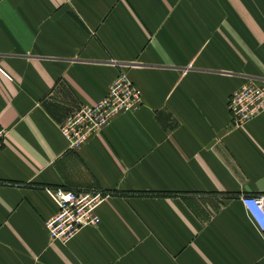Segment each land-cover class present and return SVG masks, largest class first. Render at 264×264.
Here are the masks:
<instances>
[{"label":"crops","instance_id":"1","mask_svg":"<svg viewBox=\"0 0 264 264\" xmlns=\"http://www.w3.org/2000/svg\"><path fill=\"white\" fill-rule=\"evenodd\" d=\"M121 68L139 107L69 149ZM262 82L264 0H0V264H264L239 200L264 195V111L226 108ZM47 188L101 191L98 224L49 243Z\"/></svg>","mask_w":264,"mask_h":264},{"label":"built area","instance_id":"2","mask_svg":"<svg viewBox=\"0 0 264 264\" xmlns=\"http://www.w3.org/2000/svg\"><path fill=\"white\" fill-rule=\"evenodd\" d=\"M139 105L140 93L121 68L104 96L92 106L76 108L59 126V133L69 149H76L98 133L111 118L133 112ZM226 108L233 126H241L257 117L264 111V82L242 85L229 95ZM4 136L5 131L0 128V148ZM46 193L56 207L55 213L43 221L49 243L64 246L81 229L98 224L95 210L106 197L101 191L47 188ZM239 200L249 223L260 235H264V195H242Z\"/></svg>","mask_w":264,"mask_h":264}]
</instances>
